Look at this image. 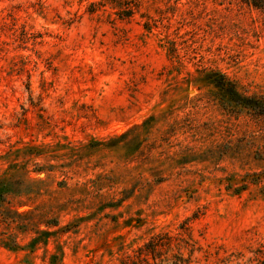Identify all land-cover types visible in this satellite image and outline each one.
I'll use <instances>...</instances> for the list:
<instances>
[{"label":"rangeland","instance_id":"rangeland-1","mask_svg":"<svg viewBox=\"0 0 264 264\" xmlns=\"http://www.w3.org/2000/svg\"><path fill=\"white\" fill-rule=\"evenodd\" d=\"M100 2L0 0V264H264V12Z\"/></svg>","mask_w":264,"mask_h":264},{"label":"trees","instance_id":"trees-1","mask_svg":"<svg viewBox=\"0 0 264 264\" xmlns=\"http://www.w3.org/2000/svg\"><path fill=\"white\" fill-rule=\"evenodd\" d=\"M241 2L264 12V0H240ZM101 4H110L117 10L120 19L130 18L139 7V0H101ZM94 5V3H91ZM205 80L212 97L221 106L232 110L253 111L259 115H264V97L251 96L240 92L237 86L221 73H210ZM242 188V187H241ZM0 190V203L3 200Z\"/></svg>","mask_w":264,"mask_h":264}]
</instances>
